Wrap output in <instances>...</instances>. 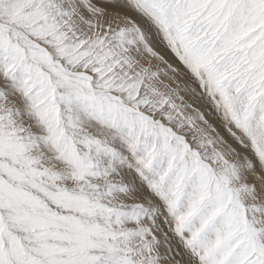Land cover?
<instances>
[{"label": "snow or ice", "instance_id": "6c2138e0", "mask_svg": "<svg viewBox=\"0 0 264 264\" xmlns=\"http://www.w3.org/2000/svg\"><path fill=\"white\" fill-rule=\"evenodd\" d=\"M0 264H264V0H0Z\"/></svg>", "mask_w": 264, "mask_h": 264}, {"label": "rangeland", "instance_id": "374dc122", "mask_svg": "<svg viewBox=\"0 0 264 264\" xmlns=\"http://www.w3.org/2000/svg\"><path fill=\"white\" fill-rule=\"evenodd\" d=\"M201 107H203V105H201ZM215 122V121H214Z\"/></svg>", "mask_w": 264, "mask_h": 264}]
</instances>
